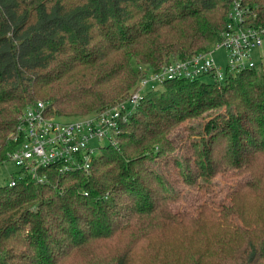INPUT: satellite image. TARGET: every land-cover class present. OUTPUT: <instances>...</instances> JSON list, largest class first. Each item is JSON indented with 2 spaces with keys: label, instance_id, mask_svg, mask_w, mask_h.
<instances>
[{
  "label": "trees",
  "instance_id": "1",
  "mask_svg": "<svg viewBox=\"0 0 264 264\" xmlns=\"http://www.w3.org/2000/svg\"><path fill=\"white\" fill-rule=\"evenodd\" d=\"M233 1L0 0V162L28 104L67 117L118 105L143 66L210 51ZM240 2L264 24V0ZM198 118L205 135L180 146L176 129ZM117 139L88 171L49 165L40 182L20 169L0 185V264H264V71L166 79ZM228 169L246 176L229 205L174 208L180 178Z\"/></svg>",
  "mask_w": 264,
  "mask_h": 264
},
{
  "label": "built area",
  "instance_id": "2",
  "mask_svg": "<svg viewBox=\"0 0 264 264\" xmlns=\"http://www.w3.org/2000/svg\"><path fill=\"white\" fill-rule=\"evenodd\" d=\"M257 17L240 0L233 1L226 16V27L210 51L197 52L187 58H174L159 67L143 66L139 88L118 105L74 119H60L48 112L47 101L28 104L16 129L9 135L13 147L9 159L24 172L43 182L46 175L39 169L56 165L60 172L88 171L94 156L106 144H118L120 124L126 122L143 100V91L154 89L169 78L195 79L209 74L221 80L228 73L254 67L251 52L262 45L264 24L251 22ZM225 50L226 68L214 53ZM12 179L10 184L13 185Z\"/></svg>",
  "mask_w": 264,
  "mask_h": 264
},
{
  "label": "rangeland",
  "instance_id": "3",
  "mask_svg": "<svg viewBox=\"0 0 264 264\" xmlns=\"http://www.w3.org/2000/svg\"><path fill=\"white\" fill-rule=\"evenodd\" d=\"M214 57L217 62L224 69L226 68L225 50H217L214 53ZM251 61L255 64L258 71H264V40L261 46L256 47L251 52ZM203 80L212 81L209 76L202 77ZM60 119H74L76 117L58 116ZM80 117V116H79ZM207 120L198 118L187 121L181 127L177 128L174 133V139L184 146L190 143L191 140H200L205 135V122ZM186 151V150H185ZM176 157L184 159V149L181 147L176 150ZM172 156H170L171 158ZM162 159L156 160L153 163L156 167H159L164 172V166ZM153 165V164H152ZM21 169L14 161L6 160L0 162V185L7 184L13 178L18 175V171ZM226 175H222L220 171H217L215 175L207 177L205 173L198 174L196 177L180 178L177 181L171 193L173 196L174 208L176 210L187 209L196 212L195 203L199 200L204 202L208 197L214 199V202H221L229 205V200L226 201V195L228 194L231 186H236L246 176L241 171L228 169ZM210 174V172L208 173ZM173 176L171 177V179ZM194 178V179H193ZM209 199V198H208ZM215 205V204H214ZM229 208V207H228ZM224 210L223 212H225Z\"/></svg>",
  "mask_w": 264,
  "mask_h": 264
},
{
  "label": "water",
  "instance_id": "4",
  "mask_svg": "<svg viewBox=\"0 0 264 264\" xmlns=\"http://www.w3.org/2000/svg\"><path fill=\"white\" fill-rule=\"evenodd\" d=\"M48 107L50 108V107H52V105H51V104H49V105H48Z\"/></svg>",
  "mask_w": 264,
  "mask_h": 264
}]
</instances>
